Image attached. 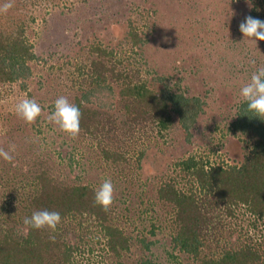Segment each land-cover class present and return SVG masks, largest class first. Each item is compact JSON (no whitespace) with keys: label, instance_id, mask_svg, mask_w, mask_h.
<instances>
[{"label":"rangeland","instance_id":"obj_1","mask_svg":"<svg viewBox=\"0 0 264 264\" xmlns=\"http://www.w3.org/2000/svg\"><path fill=\"white\" fill-rule=\"evenodd\" d=\"M254 2H0V7L13 4L6 13L0 12L1 27L7 25L12 29V21L18 24L30 19L26 33L37 56L31 62L32 74L25 80L26 88L19 82L0 83V149L9 151L15 146L11 163L0 157V226L4 230L25 229L19 224L18 215L11 213L10 219H6L1 209L11 205L20 210V196L35 190V178L31 175L47 166L48 175L63 185L90 182L97 189L110 179L114 202L109 222L132 238L130 249L121 256L115 255L107 248L97 222L83 218L87 229L70 228L64 234L68 243L78 247L74 251L76 264H141L144 258L160 264H200L175 246L174 207L159 199L158 190L167 179L175 177L174 161L189 154L225 165L244 162L247 147L230 130V124L241 102V87L264 66V41L254 43L239 29ZM131 25L141 36L140 47L131 48ZM98 44L114 51L110 54L113 57L109 55L111 60L92 50ZM93 61L104 62L102 69H108L111 62L117 69L132 68L139 72V77L154 80L158 88L164 85L155 78L167 77L173 87L202 99L204 111L193 127L190 141L180 128H171L161 135L150 122L126 139L121 134L114 139L111 134V138L97 145L81 131L73 139L49 122L57 98L64 96L72 103L79 85H89ZM23 99H34L41 106V115L33 124L15 112L16 104ZM105 100L109 105L118 102L112 97ZM105 143L113 150L127 147V160L116 164L104 161L101 150ZM177 181L176 186L183 190L190 186L186 179ZM215 208L211 220L217 227L204 252L218 254L229 244L244 242L247 237L264 240V220H257L258 227L254 228L253 216L242 205H238L235 217L227 216L225 204Z\"/></svg>","mask_w":264,"mask_h":264},{"label":"trees","instance_id":"obj_2","mask_svg":"<svg viewBox=\"0 0 264 264\" xmlns=\"http://www.w3.org/2000/svg\"><path fill=\"white\" fill-rule=\"evenodd\" d=\"M4 1L11 0H0ZM13 1L16 4L22 2ZM254 1L249 16L264 21V0ZM12 22H15L14 27L10 25L12 29L7 25L0 26V83L19 82L26 88L25 80L32 74L31 62L37 59L26 33L30 19L18 24ZM128 36L131 48L141 46V36L132 25ZM92 50L100 56L114 52L100 44L93 45ZM103 65L102 61H93L89 85H79V92L72 101L82 113L80 131L84 135L101 145L105 138H111V134L114 139H119V134L126 139L141 132L151 122L161 135L171 128H180L185 132V139L190 141L193 127L204 111L202 99L173 87L167 77L155 78L164 85L158 88L154 80L139 77V72L132 68L117 69L111 62L108 69H102ZM109 97L117 98L116 105L106 102ZM230 130L247 147L241 165L212 163L197 154L176 159L173 164L175 177L167 179L159 188V199L174 207L172 216L176 231L172 239L185 255L200 264H264V240L259 241V237L233 242L215 255L204 252L217 227L211 220L215 207L225 204L227 216L235 217L238 205H242L253 216L251 225L254 228L258 227L257 220H264V120L247 113L246 105L241 101ZM101 152L104 161L116 164L127 160L129 149L113 150L105 143ZM143 155L144 151L139 157ZM46 167L41 166L31 175L35 178V190L20 196L21 209L3 206L1 213H5L6 219H10L11 213L18 215L19 224L24 228V219L41 210L59 212L61 223L54 232L28 228L26 235L24 229L8 227L4 230L0 226V264H76L74 251L78 247L68 243L64 234L70 228L87 229L83 218L97 222L106 238V246L113 254L121 256L122 252L128 251L132 238L109 222L111 210L105 212L95 203L94 185L90 182L63 185L48 175ZM185 179L190 185L186 190L176 186L177 180ZM141 264L160 263L144 258Z\"/></svg>","mask_w":264,"mask_h":264},{"label":"clouds","instance_id":"obj_3","mask_svg":"<svg viewBox=\"0 0 264 264\" xmlns=\"http://www.w3.org/2000/svg\"><path fill=\"white\" fill-rule=\"evenodd\" d=\"M12 7V3H5L0 7V12L6 13ZM239 29L245 38L250 39L254 43H257L258 40L264 41V21L247 16L245 21L239 25ZM239 95L241 101L246 105V112L264 120V66L259 67L257 71L252 73L250 81L241 87ZM15 112L28 124H33L41 115L42 109L34 99H23L16 104ZM81 116L80 108L71 103L67 97L61 96L55 100L54 111L49 115L48 120L75 139L81 130ZM14 151V145L11 146L9 151L0 149V157L11 163L14 159L11 153ZM113 202L114 186L110 179H106L95 190V203L107 212ZM61 219L60 213L56 211H35L31 217L24 219L23 224L26 226L24 233L25 235L27 234L28 228L37 230L50 229L54 232L61 223Z\"/></svg>","mask_w":264,"mask_h":264}]
</instances>
